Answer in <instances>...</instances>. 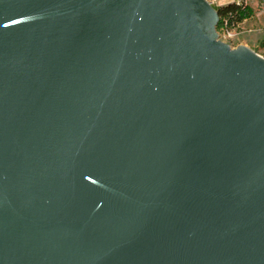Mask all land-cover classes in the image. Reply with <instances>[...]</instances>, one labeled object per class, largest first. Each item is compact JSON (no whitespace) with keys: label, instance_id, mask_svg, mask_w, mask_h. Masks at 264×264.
Segmentation results:
<instances>
[{"label":"water","instance_id":"obj_1","mask_svg":"<svg viewBox=\"0 0 264 264\" xmlns=\"http://www.w3.org/2000/svg\"><path fill=\"white\" fill-rule=\"evenodd\" d=\"M209 0H0V264H264V57Z\"/></svg>","mask_w":264,"mask_h":264},{"label":"rangeland","instance_id":"obj_2","mask_svg":"<svg viewBox=\"0 0 264 264\" xmlns=\"http://www.w3.org/2000/svg\"><path fill=\"white\" fill-rule=\"evenodd\" d=\"M218 6L232 0H209ZM249 4L254 13L252 17L243 20L234 28L218 33L219 38L235 47L243 44L264 57V0H243Z\"/></svg>","mask_w":264,"mask_h":264},{"label":"trees","instance_id":"obj_3","mask_svg":"<svg viewBox=\"0 0 264 264\" xmlns=\"http://www.w3.org/2000/svg\"><path fill=\"white\" fill-rule=\"evenodd\" d=\"M214 7L219 17L216 25L218 33L234 28L243 20L252 17L254 13V9L243 0H232Z\"/></svg>","mask_w":264,"mask_h":264}]
</instances>
